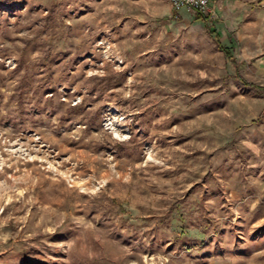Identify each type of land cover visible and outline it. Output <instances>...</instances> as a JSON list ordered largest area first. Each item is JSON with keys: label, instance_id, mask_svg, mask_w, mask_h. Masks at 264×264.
<instances>
[{"label": "rangeland", "instance_id": "rangeland-1", "mask_svg": "<svg viewBox=\"0 0 264 264\" xmlns=\"http://www.w3.org/2000/svg\"><path fill=\"white\" fill-rule=\"evenodd\" d=\"M211 8L0 0V264H264V0Z\"/></svg>", "mask_w": 264, "mask_h": 264}, {"label": "built area", "instance_id": "built-area-1", "mask_svg": "<svg viewBox=\"0 0 264 264\" xmlns=\"http://www.w3.org/2000/svg\"><path fill=\"white\" fill-rule=\"evenodd\" d=\"M214 0H171L175 9L181 7L188 8L189 11L196 12L200 16H213L212 2ZM176 11V10H174Z\"/></svg>", "mask_w": 264, "mask_h": 264}, {"label": "trees", "instance_id": "trees-1", "mask_svg": "<svg viewBox=\"0 0 264 264\" xmlns=\"http://www.w3.org/2000/svg\"><path fill=\"white\" fill-rule=\"evenodd\" d=\"M195 18H201L200 14L193 12ZM217 36H215V42L218 44V40L216 38ZM219 45V44H218ZM220 49L223 51L224 55L226 56V58L229 60V62L231 63V65L235 68L236 67V62L234 57L230 54L229 50L227 47H223V46H219ZM235 75L237 77H239V74L237 73V71L235 70Z\"/></svg>", "mask_w": 264, "mask_h": 264}]
</instances>
